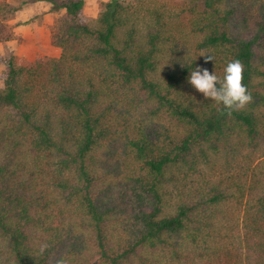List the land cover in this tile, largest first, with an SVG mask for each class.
Instances as JSON below:
<instances>
[{
    "label": "trees",
    "instance_id": "obj_1",
    "mask_svg": "<svg viewBox=\"0 0 264 264\" xmlns=\"http://www.w3.org/2000/svg\"><path fill=\"white\" fill-rule=\"evenodd\" d=\"M38 1L61 54L3 60L0 264H264V1ZM233 59L252 101L228 116L187 78Z\"/></svg>",
    "mask_w": 264,
    "mask_h": 264
},
{
    "label": "rangeland",
    "instance_id": "obj_2",
    "mask_svg": "<svg viewBox=\"0 0 264 264\" xmlns=\"http://www.w3.org/2000/svg\"><path fill=\"white\" fill-rule=\"evenodd\" d=\"M165 1L175 6H186L195 2L198 4V8L203 10V4L200 1ZM0 3H7L10 6L18 7L20 0H0ZM99 9V0H84L81 16L86 22H92L97 17L98 12H100ZM261 11L260 6L255 3L249 9L248 15L253 20L256 18L260 19ZM63 14L62 9L58 11L51 10L50 2L32 0L28 4L18 7V9L6 17L4 24L9 34V39L0 43V87L3 86L7 71L3 61L4 58L12 55L16 65L29 67L38 61L58 58L60 56V48L51 42V34L63 18ZM218 168L220 167L218 166ZM215 176H219L221 179L223 177L219 170L215 171ZM240 208L241 205L232 208L239 217L242 215V212L238 213ZM226 246L232 248L230 243L226 244Z\"/></svg>",
    "mask_w": 264,
    "mask_h": 264
},
{
    "label": "clouds",
    "instance_id": "obj_3",
    "mask_svg": "<svg viewBox=\"0 0 264 264\" xmlns=\"http://www.w3.org/2000/svg\"><path fill=\"white\" fill-rule=\"evenodd\" d=\"M200 56L203 57L204 64L213 61L211 54L201 53ZM243 73L244 64L240 59L227 62L222 77L197 64L190 71L187 82L205 99L214 101L218 112L231 116L252 101V96L243 83Z\"/></svg>",
    "mask_w": 264,
    "mask_h": 264
}]
</instances>
